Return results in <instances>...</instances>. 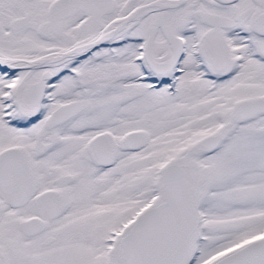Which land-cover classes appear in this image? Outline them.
Instances as JSON below:
<instances>
[{"label":"snow or ice","instance_id":"1","mask_svg":"<svg viewBox=\"0 0 264 264\" xmlns=\"http://www.w3.org/2000/svg\"><path fill=\"white\" fill-rule=\"evenodd\" d=\"M0 264H264V0H0Z\"/></svg>","mask_w":264,"mask_h":264}]
</instances>
